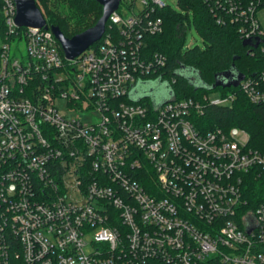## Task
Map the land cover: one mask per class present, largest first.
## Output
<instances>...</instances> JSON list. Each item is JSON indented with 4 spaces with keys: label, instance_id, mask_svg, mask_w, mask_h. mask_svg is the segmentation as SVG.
<instances>
[{
    "label": "built area",
    "instance_id": "1",
    "mask_svg": "<svg viewBox=\"0 0 264 264\" xmlns=\"http://www.w3.org/2000/svg\"><path fill=\"white\" fill-rule=\"evenodd\" d=\"M142 1L70 59L48 23L20 25L0 0V264H264V200L243 193L264 154L246 130L199 120L234 94L172 90L144 40L167 3ZM205 1L243 39L264 37V0ZM150 81L169 98L140 95ZM240 85L264 102V71Z\"/></svg>",
    "mask_w": 264,
    "mask_h": 264
},
{
    "label": "trees",
    "instance_id": "2",
    "mask_svg": "<svg viewBox=\"0 0 264 264\" xmlns=\"http://www.w3.org/2000/svg\"><path fill=\"white\" fill-rule=\"evenodd\" d=\"M35 1L47 23L58 26L67 37L91 27L102 15V5L97 0H66L63 5L50 4L49 0ZM125 1L121 0L119 12ZM178 5L180 10L166 4L155 13L162 19L163 31L144 35L146 49L167 56L163 73L170 80L176 79L172 90L178 97L202 99L215 89L220 90L221 96L234 94L230 103L208 104L199 120L207 123L208 128L246 130L248 144L264 154V102L250 101L240 83L237 86L216 84L217 76L230 69L244 78L255 77L264 71V37L259 38L260 44L255 47V41L240 36L236 25L217 21L205 0H178ZM87 13H93L94 18L86 19ZM192 22L202 34L204 45L185 48V36ZM109 24L110 21L106 33H116L117 28L110 29ZM243 193L247 206L255 207L264 200V174L248 175Z\"/></svg>",
    "mask_w": 264,
    "mask_h": 264
},
{
    "label": "water",
    "instance_id": "3",
    "mask_svg": "<svg viewBox=\"0 0 264 264\" xmlns=\"http://www.w3.org/2000/svg\"><path fill=\"white\" fill-rule=\"evenodd\" d=\"M102 5V15L94 25L79 32L72 37L63 34L58 26L50 25L55 37L58 39L66 58H74L101 39L106 31V25L110 16L119 9L121 0H97ZM17 5L16 21L20 25L48 26L47 20L35 0H15ZM260 44L257 38L254 46ZM244 75L228 70L217 76L216 84L224 86H237L244 79ZM145 84L140 90L145 92ZM151 90V88H150ZM148 91V90H147Z\"/></svg>",
    "mask_w": 264,
    "mask_h": 264
},
{
    "label": "rangeland",
    "instance_id": "4",
    "mask_svg": "<svg viewBox=\"0 0 264 264\" xmlns=\"http://www.w3.org/2000/svg\"><path fill=\"white\" fill-rule=\"evenodd\" d=\"M167 4L173 6L176 9H179L178 0H164ZM50 4H54V2H58V4H64L66 0H49ZM126 2V1H125ZM143 7L142 0H127L126 3L121 5L120 12L124 17L131 16L133 14H138ZM93 13H87L86 19L92 20L94 17ZM258 17L260 18L262 25L264 27V7L258 12ZM86 21V20H85ZM4 40L0 35V47L3 45ZM204 45L203 37L200 31L198 30L195 22H192L191 26L188 28L186 36H185V48L194 45ZM145 92H141L140 95L147 94L152 98H155L158 102L164 101L169 98V86L165 84L157 83L156 81H150L148 84H145ZM151 88V90H150ZM148 90V91H147ZM208 96L212 98H217L221 96L220 90L215 89L210 91ZM60 107L63 109V102L59 103ZM96 114V113H94ZM69 115H72L71 113ZM207 126V123L205 124Z\"/></svg>",
    "mask_w": 264,
    "mask_h": 264
}]
</instances>
